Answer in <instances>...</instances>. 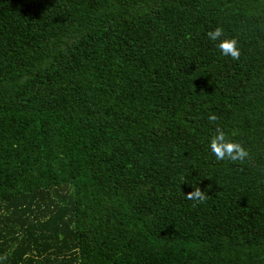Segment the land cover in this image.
I'll return each instance as SVG.
<instances>
[{
    "label": "trees",
    "instance_id": "16d2710c",
    "mask_svg": "<svg viewBox=\"0 0 264 264\" xmlns=\"http://www.w3.org/2000/svg\"><path fill=\"white\" fill-rule=\"evenodd\" d=\"M0 264H264V0H0Z\"/></svg>",
    "mask_w": 264,
    "mask_h": 264
},
{
    "label": "clouds",
    "instance_id": "9594fccd",
    "mask_svg": "<svg viewBox=\"0 0 264 264\" xmlns=\"http://www.w3.org/2000/svg\"><path fill=\"white\" fill-rule=\"evenodd\" d=\"M206 35L212 42L219 41L216 47L222 56L229 57L234 61L239 60L241 51L238 46V41L235 38L221 39L224 36V29L221 26H217L208 31ZM208 120L215 123L219 120V117L215 114H210ZM209 148L215 160L218 162L225 160L233 163L237 161L243 162L249 156V152L245 146L235 139H229L228 134L220 127L216 128L215 134L211 137ZM185 198L195 203H204L208 196L200 187H195L186 194Z\"/></svg>",
    "mask_w": 264,
    "mask_h": 264
}]
</instances>
